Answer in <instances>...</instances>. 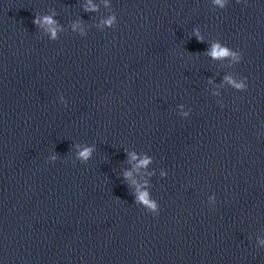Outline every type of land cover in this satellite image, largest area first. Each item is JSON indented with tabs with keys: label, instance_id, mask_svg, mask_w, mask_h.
Wrapping results in <instances>:
<instances>
[{
	"label": "water",
	"instance_id": "obj_1",
	"mask_svg": "<svg viewBox=\"0 0 264 264\" xmlns=\"http://www.w3.org/2000/svg\"><path fill=\"white\" fill-rule=\"evenodd\" d=\"M87 3L0 0V264H264V0Z\"/></svg>",
	"mask_w": 264,
	"mask_h": 264
},
{
	"label": "clouds",
	"instance_id": "obj_2",
	"mask_svg": "<svg viewBox=\"0 0 264 264\" xmlns=\"http://www.w3.org/2000/svg\"><path fill=\"white\" fill-rule=\"evenodd\" d=\"M225 2H226V0H215V3L217 5H219L220 7H224ZM85 7H86V9L94 10L96 5L92 3V0H88V3L85 5ZM114 20H115L114 16L110 17L109 20L107 21V23L111 24ZM35 23H38V24L42 23L45 26L46 30L50 31L52 33L53 37L55 36V33H56L58 26L56 25V22L51 17H44L42 21L40 19H37L35 21ZM73 27H75V25ZM198 38H199V36H198ZM210 54L213 57L231 56V58L234 61H239L241 59V53L229 50L226 47L219 45L218 43L213 44ZM226 79L229 82H233L231 77H227ZM235 86L237 88H246L247 84L244 81H241L240 83H236ZM90 153H91V149L85 148V149H83V151H80L78 153V155L80 158L86 159L87 157H89ZM132 159L133 160L137 159V156L135 153L132 154ZM149 159L150 158H148V157L141 159L139 161V164L137 165V167L147 165L149 163ZM126 175H130V173H126ZM138 201L143 202L153 214H156L158 212L156 202L150 201L148 193L140 192L138 195ZM260 244L264 245V240H261Z\"/></svg>",
	"mask_w": 264,
	"mask_h": 264
}]
</instances>
